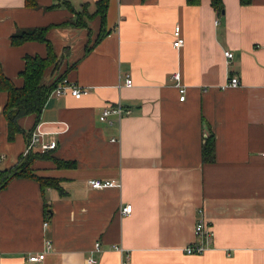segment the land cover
<instances>
[{
	"label": "crops",
	"instance_id": "0c3cea01",
	"mask_svg": "<svg viewBox=\"0 0 264 264\" xmlns=\"http://www.w3.org/2000/svg\"><path fill=\"white\" fill-rule=\"evenodd\" d=\"M98 1L37 0L38 8L28 9L24 0H0L3 75L20 88L23 58L46 56L41 43L12 46V33L59 26L83 5L91 15ZM222 3L217 14L209 0L193 7L185 0H108L103 27L96 16L86 27L48 32L60 62L42 84L67 71L64 79L87 93L51 92L32 131L40 142H56L52 158L72 163L31 166L36 176L57 180L61 192H42L27 178L0 191V264H264V0ZM52 4L60 7L46 10ZM225 51L233 54L229 63ZM177 72L180 83L172 78ZM230 76L238 87H228ZM6 102L0 91V170L29 153L35 120L19 119L23 132L9 140ZM117 104L122 118L101 122L103 109ZM209 131L215 160L203 163ZM90 180L117 186L92 189ZM126 204L132 209L125 216ZM198 221L212 237L205 252L188 255ZM42 253V261H28Z\"/></svg>",
	"mask_w": 264,
	"mask_h": 264
},
{
	"label": "trees",
	"instance_id": "16d2710c",
	"mask_svg": "<svg viewBox=\"0 0 264 264\" xmlns=\"http://www.w3.org/2000/svg\"><path fill=\"white\" fill-rule=\"evenodd\" d=\"M201 0H185L187 6H198ZM211 8L217 14H222L224 6L222 0H209ZM108 0H99L96 3V10L93 14H88L86 5H83L80 11L71 9L74 17L71 21H68L59 26L49 25L47 27L27 28L16 30L10 36V43L14 47L21 46L26 42L41 43L46 48V56H29L26 55L24 60V69L19 74L23 79V85L20 88H16L10 80H8L2 73L0 68V91L7 93V102L3 109V116L7 122L8 139L12 140L17 133L23 132L19 125L18 120L26 116H34V124L30 129V133L27 134V144L31 140V133L36 129L40 114L44 108V105L55 89L58 82L63 80L67 74L65 71L57 82L50 86L42 84L45 72L51 68L59 65V57L54 53L51 42L47 39V34L50 30L57 27H86L85 20H91L98 16L101 21L102 27L104 26L105 14L107 11ZM252 0H239L241 6H249ZM67 4V2L62 5ZM24 6L28 9H37V0H24ZM60 7L58 4H52L46 10H52ZM66 50V49H65ZM33 134V133H32ZM51 151L40 152L38 150H31L29 153L22 157L20 156L17 164L10 169L0 170V191L6 187L9 181L16 178H27L37 181L40 184L42 192L47 187H53L61 192V188L58 187L57 180L49 179L47 177L36 176L32 169V164L36 160H51L57 164V166L65 165L71 166L68 162H59L57 159L52 158ZM215 160V139L212 132L209 131L208 135L204 137L201 146V161L203 163H211ZM48 204H44L45 213L49 214Z\"/></svg>",
	"mask_w": 264,
	"mask_h": 264
},
{
	"label": "built area",
	"instance_id": "2783aa9c",
	"mask_svg": "<svg viewBox=\"0 0 264 264\" xmlns=\"http://www.w3.org/2000/svg\"><path fill=\"white\" fill-rule=\"evenodd\" d=\"M174 42L173 46L174 48H179L183 44V39L180 37V30L178 27L174 28ZM224 57L226 61L229 63L232 60L233 54L230 51H225L224 52ZM172 78L177 82L180 83V74L174 73L172 75ZM132 81L131 79L127 78L125 81L126 86H131ZM239 86V80L237 77H231L228 82V87L231 88H236ZM87 90L80 88L74 84L68 83L65 79L61 80L60 82L57 83L55 89L52 91L53 96L55 97H61L66 94H69L75 98H80L82 95L86 94ZM185 89L184 87H180L179 89V94H180V101H183L185 98ZM124 113L123 108L121 107L120 104H117L112 107H106L103 109L102 114L99 117V120L101 122H108V119L112 116L116 117L118 120L122 118V115ZM128 114L129 112H125ZM41 137L38 133H33L31 136V140L27 144V151H31L33 149H38L40 152H47V151H52L56 149V142L54 140L48 142V143H43L40 142ZM262 157H264V153L262 154ZM88 185L92 189H101V188H108L112 186H117V183L114 181H100V180H90L88 182ZM132 206L130 204H126L120 207V213L122 215H129L131 213ZM46 226V223H44V227ZM195 234V241L192 245L188 246L186 248V253L188 255H201L203 252L206 251L205 248V242H208L211 237H212V232L211 229L204 224L203 221H198L195 226L194 230ZM44 258V254H39L36 256H30L28 258L29 262H40ZM90 262H92L90 260Z\"/></svg>",
	"mask_w": 264,
	"mask_h": 264
}]
</instances>
